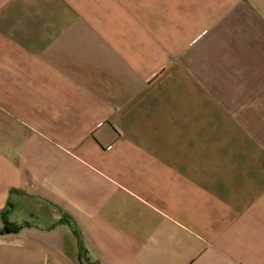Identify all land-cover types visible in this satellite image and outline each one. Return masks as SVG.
Here are the masks:
<instances>
[{"label":"crops","instance_id":"obj_1","mask_svg":"<svg viewBox=\"0 0 264 264\" xmlns=\"http://www.w3.org/2000/svg\"><path fill=\"white\" fill-rule=\"evenodd\" d=\"M83 263L264 264V0H0V264Z\"/></svg>","mask_w":264,"mask_h":264},{"label":"trees","instance_id":"obj_2","mask_svg":"<svg viewBox=\"0 0 264 264\" xmlns=\"http://www.w3.org/2000/svg\"><path fill=\"white\" fill-rule=\"evenodd\" d=\"M19 226L17 225H8V224H5L4 225V228L2 229V233H6V232H14L16 230H19ZM83 264H86V263H83ZM91 264V263H90Z\"/></svg>","mask_w":264,"mask_h":264}]
</instances>
